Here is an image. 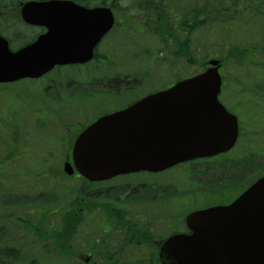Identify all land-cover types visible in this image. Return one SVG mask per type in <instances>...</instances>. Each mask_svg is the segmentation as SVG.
Masks as SVG:
<instances>
[{"label": "rangeland", "instance_id": "1", "mask_svg": "<svg viewBox=\"0 0 264 264\" xmlns=\"http://www.w3.org/2000/svg\"><path fill=\"white\" fill-rule=\"evenodd\" d=\"M213 1H215V5L217 0ZM130 2L131 0H121L118 6L115 4L119 11L116 12L117 21L128 20V15L131 11L128 8ZM203 2L205 0H165L166 10L163 12H156L153 8L149 9L148 7L136 5V9L138 10H136L135 15L138 14L137 19L142 21H157L159 20L158 17H162L167 22L173 23L174 20L172 18L176 17L175 13L184 14L185 12L187 14L197 3ZM261 9L264 10V5L261 6ZM14 17L15 19H12ZM20 17L19 7L18 12H13L11 19L8 20H20ZM257 19V21L252 22L253 24L250 27L247 26L245 29L241 28L242 24L239 22L233 25L236 34H242L244 44L236 41L239 37L235 38L233 32L231 33L228 29L224 30L222 27L212 30L213 32H209L205 27L199 31L194 29V34L191 36L194 46L191 48L189 43H186L188 44L186 45L187 52L184 50L185 48L182 43H178V47H175L174 42L169 43V47L168 45H163L165 37L162 33L159 34L158 39L152 36L144 37L145 35H139V42L136 43H140L144 48L142 55L137 56L139 60H132L134 64L127 61L125 62L126 65L121 64L119 66L116 65V59H123L122 56L116 53L117 57H115L102 51L105 50V46L108 43L111 46V50L108 53L113 52L115 44L116 46H120L124 43L125 40L122 38V34L113 30L100 47V53L106 54L105 58L101 56V59L105 61H91L83 66L64 67L52 72L48 77L38 80H21L14 84L0 85V123H7L5 125L0 124V149L4 147L6 138L10 137L9 134L14 129L18 133V138L22 140L30 153V157L28 156L27 158L23 154L14 157L7 166L6 175L0 177L1 185L6 188L5 190H1L2 193L0 192V223H6L9 226L10 220L12 221L14 216H16L19 220H21L20 217H23L28 219L32 225H36L34 223L38 220V211L48 207V209H51V212L47 217V225L56 226L59 224L62 212L68 206L74 210L76 206H82L80 203H85V208L86 203L88 205L98 204V206L93 208L88 207L89 211H82L85 223L79 228L78 236L72 242L73 249L76 250L78 248L80 251L81 249L87 251V248H84L83 244H86L88 238L93 237V235L94 237L100 236L103 232L101 222H104L105 213L112 214L113 211H122L124 214L122 217L125 219L127 214L129 218H136L138 221L141 218L145 219L146 213H148L146 221L148 224H144V221L143 224L148 225V230L152 234L148 236L153 238L155 246L157 241L158 249L163 241L162 239L167 237V233L172 231L171 228L184 224L185 217L190 211L204 206L207 198H210L208 202L210 200L213 201V197L210 195L213 191L212 188L207 190L208 194L206 198L200 196H205V194H201L205 193V185L215 187L217 184L214 181V177H218L221 174V161L226 158L244 161V159L251 155V152L246 150L245 147V136L241 137L240 144L228 152L227 155L212 159L216 160L217 164L213 166L212 171H207L205 175L203 173V164L207 160L182 164L160 172L154 177H152V174L130 176L133 178L132 182L134 186L139 184L137 182H143V180L151 181L160 190L162 187L166 188L172 182L174 184L172 191L162 193L159 190L161 194L151 192V195H146L144 193L141 194L142 197L138 195L137 191L131 190L129 184L125 185L126 179L123 177H119L115 181L112 180L110 183L90 184L80 178L77 179L72 175L64 174L62 172L61 158L71 150V148L67 147V144L73 143L72 141L77 133L86 124L91 122L96 115L98 116L106 111L123 106L130 99H137L149 92H154L165 87L180 77L204 69L208 65L210 58L218 57L214 52V48L217 49L222 41L226 42L230 40L229 37L235 43L248 47L250 53H252L251 51L254 46L259 45L258 41L264 42V15ZM19 26L21 31L23 30L30 35L28 27L26 28L21 23ZM29 35L25 36V39L18 40L17 43L13 42V47H18V45L29 40ZM34 36H36V32ZM180 39L182 42L188 41L186 34H182ZM158 45L167 47L173 53L179 52L175 54H171V52L168 54L167 52L159 56L157 62L154 63L145 50L149 51L151 49L156 55L157 49L155 47ZM252 54L255 62H264V52L261 49ZM108 62H111V65H107ZM119 68L120 70L126 69V75L130 74V71L136 72L142 77L143 81L139 86L135 85L137 86L135 89L129 88L126 90L124 89L127 83L125 84L124 81L121 82L122 85L118 89L115 79L117 75H120L117 73L119 72ZM257 69H259L258 65L255 64V67H252L251 70L252 74L256 73ZM222 70L227 76L229 75L228 77L231 76V79H235V74L238 77L239 73L243 71L239 66L228 65L224 66ZM259 75L256 76L255 74L252 77L247 75L243 78L242 84H237L236 82L230 85L229 91L225 88L221 99L233 106L235 101H244V97L247 95L246 100L256 99L264 104V91L260 95H257L253 91L256 89L258 93H261L257 90L263 85L261 84V76ZM58 81H60L59 85ZM49 84H52V86L47 89ZM82 84L88 85V87H80ZM256 86H259V88H255ZM117 89L122 90L123 93L119 95L115 91ZM241 112L243 119L253 124L250 115L254 116L258 112V109L250 106L245 107ZM259 122L258 127L263 128L264 122ZM255 139L260 142L264 140L261 136H255ZM62 143H64L65 147L61 145ZM1 154L2 152H0V156ZM33 155L34 161L31 159ZM260 160V164H264L263 159ZM263 172L264 166L259 171L256 170L250 173L249 176L247 171H243V177L248 176L247 178H249L253 176L251 179H248V185L254 177ZM151 183L149 184L150 186ZM108 184H112L115 187L108 198L103 193L95 199L84 197L86 188L87 190L100 188L104 191V188ZM245 184V181H241L234 187L232 186V188L239 190L244 188ZM14 185L22 188L18 189ZM82 187L84 188L82 189ZM12 190L13 192H11ZM147 190L144 189V191ZM12 193L17 194L14 195L16 197L11 198L10 195ZM116 197H120L121 200L116 199ZM15 200H19L20 203L16 204ZM156 200L159 201L158 208L154 205ZM32 208L35 209L28 214V211ZM56 208H58L57 212L54 211ZM7 214L10 215L9 219H7ZM130 223L128 220L127 225L129 226ZM47 228L49 229V226ZM166 228L170 230L168 231ZM112 233L114 232L104 233L103 237L110 241L113 239ZM31 238L32 236L30 235V238L16 241L11 246L21 249L24 244L22 248L23 254L29 258H36L37 264H78L79 258L84 260L88 255L86 252L72 250L78 257L72 255L73 258L66 257L64 259L58 254H51L49 256L40 254L42 256H39L34 252V250L38 249V246L33 245V243L32 245L30 244L29 248L27 242L28 239L32 241ZM138 240L141 241L142 238ZM123 241L125 240L122 239L115 242V244L119 245ZM79 254H82L83 257H79ZM134 255L137 257L136 252ZM134 255H129V252H127L124 253L123 259L120 258L115 261L132 260L135 259L132 258Z\"/></svg>", "mask_w": 264, "mask_h": 264}, {"label": "water", "instance_id": "2", "mask_svg": "<svg viewBox=\"0 0 264 264\" xmlns=\"http://www.w3.org/2000/svg\"><path fill=\"white\" fill-rule=\"evenodd\" d=\"M25 23L47 31L13 50L0 34V83L40 77L57 64L83 63L112 28L107 6L88 8L73 0H28ZM171 87L106 114L76 138L73 164L91 181L142 170L161 171L180 161L231 149L237 117L220 102V60ZM188 233L170 235L160 247L163 264H264V177L228 205L188 214Z\"/></svg>", "mask_w": 264, "mask_h": 264}, {"label": "trees", "instance_id": "3", "mask_svg": "<svg viewBox=\"0 0 264 264\" xmlns=\"http://www.w3.org/2000/svg\"><path fill=\"white\" fill-rule=\"evenodd\" d=\"M23 1L26 0H0V33L6 34L12 42H17L18 40L25 39V36L29 35L25 31H21L19 29L20 20H8L11 19L13 12H18V8ZM77 1L87 4L115 3L118 6L119 1L121 0ZM214 2L215 1L213 0H205V2L203 3H197L194 7H192V9L189 10L187 14L185 12L184 14L172 12L176 14V17L172 18L174 20L173 23L167 22L165 18L158 17V28L165 37V43L163 42V45L165 44L169 47L170 41L167 40L169 37L173 36L175 47L179 46L178 43H182L185 48L184 50L187 52L186 45L188 44L186 43H189L191 48H193L194 46L193 39H191V36H193L194 34V29H197V31H199L203 29V27H205V29H207L209 32H213L212 30L217 29L218 27H222L224 30L228 29L231 31V33H234L235 38L239 37L236 39V41H240L243 43V38L241 36L242 34H236V30L233 29V25L239 22L240 24H242L241 28L245 29L247 26L250 27V25L253 24L252 22L257 21V18H260L262 17V15H264V10L261 9V6L264 5V0H217L215 5ZM129 4L133 6L141 5L145 8L148 7L149 9L153 8L156 12H163L164 10H166L165 0H131ZM12 19H15V17ZM175 21H177L178 24ZM181 28L183 29V32H181ZM182 34L187 35L188 41L182 42V40L180 39ZM29 36L33 38L31 35ZM229 38L230 40L226 42L222 41L219 45L220 47L218 46L217 49L214 48V52L223 60L224 66H239L243 69V71L239 73L238 77L237 74H235V79H231V76L228 77L229 75L227 76L224 72V84L226 90L229 91L230 85L235 84L236 82L237 84H242L243 78H245L247 75L252 77L255 74L256 76L260 74L259 76H261V84L263 85L260 88L259 86H256L255 88H259L257 90L261 93H258L256 89H254L253 91H255L257 95L262 94V92L264 91V62H255L253 60L252 53L259 51V49L264 52V42L258 41L259 45H255L253 50L251 51L252 53H250V49L248 47L241 46L244 43L238 44L235 43L234 40H231V37ZM162 48L168 53L171 52L167 47H165L166 49L164 47ZM151 51L152 50L150 49L147 53L150 57ZM175 53L171 52V54ZM255 64L258 65L259 69H257L256 73L252 74L251 70L252 67H255ZM246 98L247 95L244 97V100ZM9 135L10 137H15L16 142L18 141V133L14 129L12 132H10ZM5 143L9 147L11 143L10 138H7ZM61 145L65 147L64 143H62ZM4 152H6V149L4 150ZM4 152L0 156V177L6 175L7 166L10 164L11 160L14 159V157H17L11 153H9L8 155H4ZM31 159L33 161L35 160L34 155L31 156ZM53 170L56 171V169L54 168ZM3 189L5 190L6 188L3 187L0 183V192ZM14 195L15 194L12 193L10 197H16ZM87 196L88 191H86L84 194V197ZM15 201L16 204L20 203L19 200ZM80 204H82V206H76L74 210L68 206L62 212L59 219V224L56 226L47 225V217L49 216L51 211V209H48V207H46L45 209L42 208L40 209V211H38L40 217H37L38 220L34 223L36 225H32V223H29L30 221L28 219L23 217H21V220H19L16 216H14L12 221L10 220L9 226L6 223H0V264H37L36 258H29L28 256L23 254L22 248L24 244L22 245L21 249L16 246H11V244H15L16 241L18 242L19 240H25L28 237L30 238V235L32 236V241L28 239L27 243L29 244V248L30 244L32 245L33 243V245L38 246V249L35 248L36 250H34L36 255L42 256L40 254H43L44 256H49L51 254H58L64 259L66 257L73 258L72 255L74 253L72 252V250L74 249L72 247V242L76 237L78 228L84 221L82 211H89L88 207L93 208L98 206V204L88 205L86 203L85 208V203ZM35 208H32L30 211H28V214ZM57 210L58 208H56L55 212H57ZM19 212L22 213L21 210H19ZM105 214L106 215L103 220L105 223L108 217L112 219V221H110V223L112 224L119 225L121 224V221H124V217L119 218V215L117 217L115 216V213ZM6 216L7 219L10 218V215L8 214ZM47 226H49V229L47 228ZM130 227L131 229L126 231V233H124L123 235L122 233L120 234L121 237L125 238V241H123L121 244L117 245L112 242H107L106 245L102 243L99 246L97 245L95 247L93 253L94 255H96L98 264H104V262H106L105 264H115L114 261L120 258L123 259L124 253L127 252H129V255H134V253L136 252L138 258L135 257V255L132 258L148 262L142 264H157V261L159 264L158 250L153 244V238H150L148 236V232L142 231L136 226L131 225ZM12 231L13 233H11ZM112 235H115L116 237V233H112ZM139 238H142V240L139 241ZM90 239L91 237L88 238V242H86L85 248H88Z\"/></svg>", "mask_w": 264, "mask_h": 264}, {"label": "flooded vegetation", "instance_id": "4", "mask_svg": "<svg viewBox=\"0 0 264 264\" xmlns=\"http://www.w3.org/2000/svg\"><path fill=\"white\" fill-rule=\"evenodd\" d=\"M128 7H132V6H128ZM136 12H130L128 15V20H120L117 21V23L114 25V27L102 38V40L97 44V46L94 49V57L92 58V60H90L89 62L86 63H75V64H67V65H58L56 66L53 70H51L50 72H48L47 74H45L44 76H42L41 78H46L48 77L52 72L56 71V70H60L63 69L64 67H78V66H83L86 65L88 63H90L91 61H105L101 59V56L103 58H105L106 54H101L100 51V47L101 44L104 40L107 39V37L109 36V34L115 30L118 31L119 33L122 34V38L125 40L124 43L120 46H113V52H109L111 50V46L109 45V43L105 46V50H102L103 52L110 54L112 56L117 57L116 53L119 54L120 56L123 57V59H116L117 63L116 65H121V64H125V62L130 61L131 63L134 64V62L132 60H139L137 59L138 55H142V50L143 47L140 43H136L139 42V35H145L146 36H152L155 37L156 39H158L159 36V28H158V20L157 21H142L137 19L138 18V14L135 15ZM135 15V16H134ZM137 19V20H134ZM41 28V32L46 31V29L44 27H40ZM182 28H181V32H182ZM170 41L169 43H173V36H171L169 38ZM155 49H157V54L155 55L154 52H151V61H153L154 63L157 62V59L159 56L163 55L164 52H166L163 48L162 45H158L157 47H155ZM108 55V56H110ZM107 65H111V62L107 63ZM122 70V71H121ZM119 68V72H117L120 75H117V78L115 79V83L117 88L119 89V86L122 85L121 82L125 81V84L127 83V86L124 90L129 89V88H133L135 89V87L139 86V84L143 81L142 77L137 74L134 71H130V74H125L126 69H121ZM54 81V80H53ZM56 82V81H55ZM173 83V82H172ZM171 83V84H172ZM60 84V81H58V85ZM137 85V86H135ZM170 86V84H167L165 87ZM52 86V84H49L47 89L50 88ZM58 87V86H57ZM80 87L82 88H87V86H85V84H82ZM162 87V88H165ZM115 90L119 95H121L123 92L122 90ZM120 91V92H119ZM142 97V96H141ZM139 97V98H141ZM139 98L137 99H130L129 101H126V104L120 107H116L110 111H106L100 115H96L94 120L96 118H98L99 116L106 114V113H111L114 111H117L119 109L125 108L126 106L134 103L135 101H137ZM128 102V103H127ZM223 103L225 104V106L232 112L234 113L237 118H238V122H239V136H238V140L235 144V146L228 150V151H224V152H219L216 154H212V155H206L203 157H199V158H195L186 162H182L174 167L180 166L182 164H186V163H193V162H197L200 160H207L205 164H203V170H204V175L207 173V171H212L213 170V166L217 164L216 160H212L218 157H221L223 155H227L228 152H230L231 150H233L235 147H237L240 144L241 141V137L245 136L246 139V143H245V147L246 150H248L249 152H251V155H249L246 159H244V161H239L237 159H233V158H226L224 160L221 161V166H222V171L221 174L218 177H214V181L217 183L215 185V187H208V185H205L204 189H205V193H201V194H205V196H200L202 198H206L207 190L208 189H213L212 193H210V195H212L213 197V201L207 198L205 201V205L196 209H200V208H206L212 205H217V204H229L231 202H233L234 200H236L237 198H239L246 190L249 189V187L254 184V182H256L259 178L264 176V172L263 173H259L257 175V177H254V179L251 181V183H249L247 185V183L249 182L248 179H251L253 176L247 178L249 176L250 173H253L254 171L258 170L260 168H262L264 166V164H260V159H263L264 162V140H262V142L260 141H256L255 136H261L264 139V127L260 128L258 127L260 122H264V104L260 102V100H256V99H252V100H244V101H238V102H234L233 106L225 101H223ZM253 106L255 108L258 109V112H256V114L252 117L250 115V118H252L253 124L249 123V121L244 120L243 119V115H242V110L245 107H250ZM257 116V117H256ZM11 143L9 145L8 148V152L9 153H13L14 150H19L22 149L23 153H27V148L24 145V143L20 140H18L17 142L15 141V137H10ZM263 150H262V149ZM12 149V150H11ZM10 151V152H9ZM198 166V165H196ZM173 168V167H172ZM243 171H247L248 172V176L243 177ZM140 174H152V177L157 176L158 173H148V172H140ZM75 177L77 178H81L79 174H76ZM247 178V179H246ZM241 181H245L246 184L243 186L244 188H241L239 190H237L236 188L233 189L232 186L234 187L235 185H237L239 182ZM139 183V184H138ZM151 183V181H144L143 182H137L138 185H133L131 182H126L125 185H130L131 186V190H135L137 191L138 195L140 197H142L141 194L146 193V195H151V192H156V193H166L168 191H172L174 184L173 182L171 184H169L166 188L162 187L161 190L159 187L155 186L154 183H151V186L149 185ZM92 184H101V182H96V183H92ZM247 185V186H246ZM246 186V187H245ZM114 186L112 184H108L106 185V187L104 188V191H102L100 188H96L95 190L93 189H88L86 191H88V199H95L98 198L99 196H101V194L103 193L105 195L106 198H108L111 193L114 191ZM144 189H148L147 191H144ZM161 192H160V191ZM221 193V194H220ZM171 194V193H169ZM84 198V197H83ZM116 199L121 200L120 197H116ZM208 202V203H207ZM158 204L159 201L156 200V203L154 204L157 208H158ZM157 211V210H156ZM113 213H115V216L119 218H121L124 214L122 211H113ZM122 213V214H120ZM141 215V214H140ZM139 215V217L141 218V216ZM126 219L124 218V221H121V224L116 225V224H112L110 223V221H112V219L110 217L107 218L106 223L105 222H101V225H103V232L100 234V236L98 237H91L90 241H89V246L87 248L88 251V255L84 258V260H81L79 258V261L86 263L88 262V258L94 256V249L95 247L100 244H105L107 242H112L115 243L117 241L120 240H125V238L121 237L120 234L122 233V235L124 233H126V231L131 229V225L136 226L140 229L145 230L146 232H148L149 234H151L150 230H148V225H144V224H148L147 221V216L148 213H146V218L145 219H140V221H138L136 218L132 219L129 218L128 215L126 214ZM173 217V216H172ZM171 217V218H172ZM128 220L131 222L130 225H127ZM143 221L145 222L143 224ZM168 223V222H167ZM84 224V222L81 224V226ZM145 226V227H144ZM179 227H182L181 230H183L184 224H180ZM173 227L171 228L172 231H174ZM178 228V227H177ZM167 229V228H166ZM168 231L170 229H167ZM114 232L116 233L113 236V239L108 241L107 239H105L103 237L104 233L107 232ZM113 233V234H114ZM168 234V233H167ZM152 235V234H151ZM78 236V230L76 233V237ZM83 247L85 248V244H83ZM157 248V246H156ZM79 252H84L83 249H81V251L77 248L76 249ZM82 254H79V257H81ZM78 257V256H77ZM83 257V256H82ZM115 264H142V263H148L146 261H141V260H127V261H114ZM158 264V261H157Z\"/></svg>", "mask_w": 264, "mask_h": 264}]
</instances>
